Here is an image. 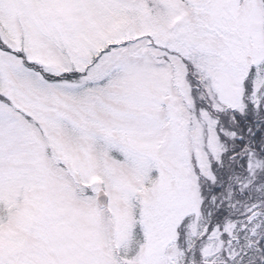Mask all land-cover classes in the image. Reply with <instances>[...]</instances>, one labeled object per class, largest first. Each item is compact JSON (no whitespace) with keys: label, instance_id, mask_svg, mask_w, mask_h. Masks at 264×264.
I'll return each mask as SVG.
<instances>
[{"label":"snow or ice","instance_id":"snow-or-ice-1","mask_svg":"<svg viewBox=\"0 0 264 264\" xmlns=\"http://www.w3.org/2000/svg\"><path fill=\"white\" fill-rule=\"evenodd\" d=\"M0 264H264V0H0Z\"/></svg>","mask_w":264,"mask_h":264}]
</instances>
